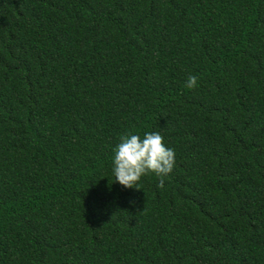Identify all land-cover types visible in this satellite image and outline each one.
I'll list each match as a JSON object with an SVG mask.
<instances>
[{
    "label": "trees",
    "instance_id": "obj_1",
    "mask_svg": "<svg viewBox=\"0 0 264 264\" xmlns=\"http://www.w3.org/2000/svg\"><path fill=\"white\" fill-rule=\"evenodd\" d=\"M0 264H264V0H0Z\"/></svg>",
    "mask_w": 264,
    "mask_h": 264
},
{
    "label": "clouds",
    "instance_id": "obj_2",
    "mask_svg": "<svg viewBox=\"0 0 264 264\" xmlns=\"http://www.w3.org/2000/svg\"><path fill=\"white\" fill-rule=\"evenodd\" d=\"M196 84L197 78L189 76L186 86L194 88ZM114 151V181L129 189H140L137 185L143 175L153 172L164 177L175 166L174 149L167 147L164 137L155 131L145 133L143 138L136 134L122 135ZM163 186L164 181L161 179L158 187Z\"/></svg>",
    "mask_w": 264,
    "mask_h": 264
}]
</instances>
